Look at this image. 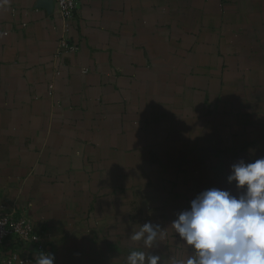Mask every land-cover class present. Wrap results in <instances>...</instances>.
I'll use <instances>...</instances> for the list:
<instances>
[{
	"label": "crops",
	"instance_id": "obj_1",
	"mask_svg": "<svg viewBox=\"0 0 264 264\" xmlns=\"http://www.w3.org/2000/svg\"><path fill=\"white\" fill-rule=\"evenodd\" d=\"M78 2L66 29L54 0H0V205L54 264L186 261L177 215L264 158V0Z\"/></svg>",
	"mask_w": 264,
	"mask_h": 264
},
{
	"label": "clouds",
	"instance_id": "obj_2",
	"mask_svg": "<svg viewBox=\"0 0 264 264\" xmlns=\"http://www.w3.org/2000/svg\"><path fill=\"white\" fill-rule=\"evenodd\" d=\"M228 182L235 184L239 195L207 189L171 223L194 253L186 261L172 258V264H264V158L233 164ZM158 237H163V229L148 222L133 231L130 239L152 248ZM160 259L134 250L127 256V264H159ZM54 262L50 253L35 255V264Z\"/></svg>",
	"mask_w": 264,
	"mask_h": 264
},
{
	"label": "built area",
	"instance_id": "obj_3",
	"mask_svg": "<svg viewBox=\"0 0 264 264\" xmlns=\"http://www.w3.org/2000/svg\"><path fill=\"white\" fill-rule=\"evenodd\" d=\"M54 1L66 21V29H70L69 24L74 23L79 11L78 0ZM12 13L15 14V11ZM78 50L77 45L65 39L59 42L58 51L61 53H74ZM39 251L49 253L47 234L37 229L31 219L11 213L4 205H0V263L32 264Z\"/></svg>",
	"mask_w": 264,
	"mask_h": 264
}]
</instances>
